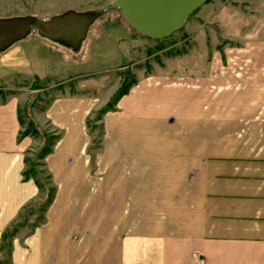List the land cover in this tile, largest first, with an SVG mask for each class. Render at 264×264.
Returning <instances> with one entry per match:
<instances>
[{
  "label": "crops",
  "instance_id": "0c3cea01",
  "mask_svg": "<svg viewBox=\"0 0 264 264\" xmlns=\"http://www.w3.org/2000/svg\"><path fill=\"white\" fill-rule=\"evenodd\" d=\"M260 25L200 68L138 74L103 113L92 155L85 123L100 102L64 94L33 114L59 133L42 160L54 195L44 221L11 238L7 264H264ZM22 99L0 96V243L41 196L23 176L39 140L21 135Z\"/></svg>",
  "mask_w": 264,
  "mask_h": 264
},
{
  "label": "rangeland",
  "instance_id": "374dc122",
  "mask_svg": "<svg viewBox=\"0 0 264 264\" xmlns=\"http://www.w3.org/2000/svg\"><path fill=\"white\" fill-rule=\"evenodd\" d=\"M113 1L0 0V18L31 15L46 20L68 10H102L77 51L31 30L0 52V96L14 93L23 98L19 109L24 127L21 135L29 134L39 140L26 151L23 176L35 180L41 196L28 203L6 229L7 233L14 232L13 236H25L44 221L45 210L54 195L42 160L43 148L51 149L59 133L39 126L44 137L33 134V127H28L29 119L35 120L33 114L44 112L53 99L64 94L82 93L100 102L85 123L88 136L92 137L88 148L92 155L102 140L101 110L112 106L120 89L129 88L138 74L183 71L188 62L196 61L201 62L200 68L214 49L233 44L230 38L250 29L251 22L259 21V32L264 28V0H206L188 15L180 28L164 38L154 39L132 28L120 8L111 6ZM79 85L82 89L77 88ZM48 198L51 201L46 205ZM7 241L0 260L9 256L11 240Z\"/></svg>",
  "mask_w": 264,
  "mask_h": 264
},
{
  "label": "water",
  "instance_id": "95a60500",
  "mask_svg": "<svg viewBox=\"0 0 264 264\" xmlns=\"http://www.w3.org/2000/svg\"><path fill=\"white\" fill-rule=\"evenodd\" d=\"M206 0H114L125 21L141 34L164 38L180 28L188 15ZM102 10L74 11L42 20L31 15L0 18V52L31 30L55 43L77 51L89 26Z\"/></svg>",
  "mask_w": 264,
  "mask_h": 264
},
{
  "label": "trees",
  "instance_id": "16d2710c",
  "mask_svg": "<svg viewBox=\"0 0 264 264\" xmlns=\"http://www.w3.org/2000/svg\"><path fill=\"white\" fill-rule=\"evenodd\" d=\"M127 89H128V87H126V88H121L120 89V91H119V94H118V96L116 97V100L119 98V96L120 95H122V94H124V93H126V91H127ZM115 100V101H116ZM113 107V105L112 106H109V108L108 109H102L101 110V112L102 113H105L107 110H109V109H111ZM28 127L30 128V127H33V131H32V133L33 134H39V135H41L42 137H44V133L41 131V129L39 128V126H38V124L36 123V121L33 119V118H31V119H29V122H28ZM28 128V129H29ZM25 133V132H24ZM58 139V136H56L55 138H54V142L56 141ZM53 142V143H54ZM44 149V151H43V155H46L49 151H50V149H46V148H43ZM25 173V172H24ZM23 173V174H24ZM24 178L26 179L27 177L24 175ZM49 200H45L44 202V204H46V205H48L49 203H50V201H51V198H48ZM13 235H14V232L12 233H7V230L5 231V232H3V234H2V236H1V240H2V242L0 243V252H1V250H2V248H3V245L5 246V245H8V241L7 240H11V238L13 237ZM10 238V239H9ZM10 251V250H9ZM7 263H9V256L8 257H5L4 259H2V260H0V264H7Z\"/></svg>",
  "mask_w": 264,
  "mask_h": 264
}]
</instances>
